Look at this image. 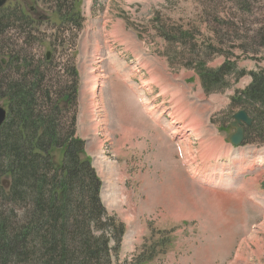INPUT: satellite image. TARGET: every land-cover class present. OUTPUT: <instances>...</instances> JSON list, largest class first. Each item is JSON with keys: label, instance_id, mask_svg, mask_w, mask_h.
<instances>
[{"label": "rangeland", "instance_id": "rangeland-1", "mask_svg": "<svg viewBox=\"0 0 264 264\" xmlns=\"http://www.w3.org/2000/svg\"><path fill=\"white\" fill-rule=\"evenodd\" d=\"M7 6L27 8L40 22L25 19L21 27L20 13L0 14V88L20 76L11 58L41 66L48 77L43 87L51 90L66 87L64 72L75 60L78 134L89 143L103 195L113 203L108 210L138 233V225H128L131 194L138 220L148 226L141 239L125 235L115 264H264V140L241 147L227 141L240 111L230 107L232 96L250 84L249 72L264 70V0H10ZM70 8L82 15V27L56 32L50 21L61 23ZM157 21L179 42L162 38ZM181 32L189 35L186 44ZM49 51L55 61L46 66ZM228 61L248 74L227 78L218 86L224 90L206 95L202 67L216 71ZM143 121L145 129L153 123L152 136L137 140L152 148L161 165L155 171H143L138 164L148 157L129 154L128 141L120 139L123 123L142 127ZM123 185L133 190L118 199Z\"/></svg>", "mask_w": 264, "mask_h": 264}, {"label": "trees", "instance_id": "trees-1", "mask_svg": "<svg viewBox=\"0 0 264 264\" xmlns=\"http://www.w3.org/2000/svg\"><path fill=\"white\" fill-rule=\"evenodd\" d=\"M58 7L63 11L59 3ZM7 10L21 14L17 24L21 27L25 19L40 22L21 8ZM54 24L56 32H64L69 25L76 31L82 26L81 15L70 8L62 22ZM0 27L4 25L0 23ZM159 31L166 41L179 42L171 38L174 33L167 25ZM180 35L184 41L180 43L189 42L186 32ZM261 37L263 40L264 34ZM219 42L225 43L222 38ZM67 45L71 48L72 44ZM10 60L11 65L19 62L20 76L8 79L5 72L8 80L4 91L0 88V99L8 110L0 130V264H115L126 228L104 206L103 183L85 157L86 142L77 135L80 77L76 61L64 72L69 79L66 87L51 90L43 87L48 77L41 66L32 69L27 59ZM54 61V54L50 60L45 55L46 66ZM198 64L202 66V62ZM246 74L229 61L216 71L203 66L199 72L207 94L223 90L218 86L227 78ZM249 75L251 84L236 91L231 105L247 111L254 120L246 130L247 143L264 140V70Z\"/></svg>", "mask_w": 264, "mask_h": 264}, {"label": "crops", "instance_id": "crops-1", "mask_svg": "<svg viewBox=\"0 0 264 264\" xmlns=\"http://www.w3.org/2000/svg\"><path fill=\"white\" fill-rule=\"evenodd\" d=\"M122 107H121V111H123V105H121ZM127 117H128V121H131V122H134L133 120H131V118H130V115H126ZM122 125H125V126H122V129H121V133H120V139H123V140H129V141H134V140H137L138 138H140V137H142V131H141V126L139 127H130L131 126V123L129 122L128 124H122ZM128 128V129H127ZM132 129H134V132H133V130ZM137 129V130H136ZM125 130H126V132H125ZM128 130V131H127ZM140 131V132H139ZM137 132V133H136ZM141 133V134H140ZM146 133H147V131H146ZM151 133V132H150ZM124 135H125V137H126V139H125V137H124ZM129 136V137H128ZM147 136V135H146ZM128 138V139H127ZM131 138V139H130ZM144 142H138V140L135 142V144H131L132 146H133V148L134 149H136L138 152H140V150H141V146H144V144H143ZM146 148V147H145ZM89 154V153H88ZM149 166V171H152V170H156V168H158V166H161L160 164H155V162H153L152 161V165L151 164H149L148 165ZM122 188V187H121ZM119 192L117 193V196H118V199L120 198V197H122V198H124L125 197V193H124V191L125 190H123V191H120V190H118ZM131 193V192H130ZM104 203H105V205H106V207L107 208H109V207H112L113 206V203L112 202H109L107 199H106V195L104 196ZM135 207H136V202H135V199L134 198H132L131 197V194L129 195V211H130V213L127 215V217H128V220H129V222H128V225H130V226H133V228H134V226L135 225H138V229H139V232L138 233H134L132 230H129L128 229V233L130 234V236H132V237H137V236H144V235H146L147 234V232H148V226L147 225H142L141 224V221H139L138 220V218H137V215H136V213H135ZM173 209H175V211H176V209H178V207L177 208H173ZM135 218H136V221H138V223L137 222H135ZM134 235V236H133Z\"/></svg>", "mask_w": 264, "mask_h": 264}, {"label": "water", "instance_id": "water-1", "mask_svg": "<svg viewBox=\"0 0 264 264\" xmlns=\"http://www.w3.org/2000/svg\"><path fill=\"white\" fill-rule=\"evenodd\" d=\"M8 0H0V8H2ZM48 57H50V54H48ZM7 117V112L6 110L0 106V128L4 124L5 120ZM235 123L231 124V127L236 130V133L230 136L228 141L235 145V146H240L244 143L245 139V131L242 127L243 124L246 126H251L253 123L252 118L248 116V114L245 111H241L237 113L234 116Z\"/></svg>", "mask_w": 264, "mask_h": 264}, {"label": "bare ground", "instance_id": "bare-ground-1", "mask_svg": "<svg viewBox=\"0 0 264 264\" xmlns=\"http://www.w3.org/2000/svg\"><path fill=\"white\" fill-rule=\"evenodd\" d=\"M90 1V0H89ZM88 4V3H87ZM95 85H97V87L95 88V90H97L98 88H99V83H97V84H95ZM199 98V97H198ZM189 110V109H188ZM148 112V111H147ZM190 113V112H189ZM147 114V113H146ZM145 115V114H144ZM151 115V114H150ZM143 117V116H142ZM141 117V118H142ZM151 117V116H150ZM153 117V116H152ZM127 121V120H126ZM123 126H125V125H123ZM97 127V126H96ZM128 129V128H127ZM133 130V132H134V129H132ZM137 130V129H136ZM128 131V130H127ZM125 132H126V130H125ZM140 132V131H139ZM137 133V132H136ZM174 133H176V132H174ZM141 134V133H140ZM124 137H125V135H124ZM129 137V136H128ZM125 139H126V137H125ZM128 139V138H127ZM131 139V138H130ZM189 145V144H188ZM188 148V147H187ZM241 170L239 169V171L237 172V174H239V172H240ZM167 205H168V203H167ZM172 205V204H171ZM177 205V204H176ZM175 208V207H174ZM190 209V208H189ZM177 210V209H176ZM178 211V210H177ZM172 212V211H171ZM209 212V211H208ZM174 214V213H173ZM174 215H176V214H174ZM262 223V222H261ZM261 225V224H260ZM264 225V224H263ZM251 241V240H250ZM246 244V243H245ZM244 244V245H245Z\"/></svg>", "mask_w": 264, "mask_h": 264}]
</instances>
